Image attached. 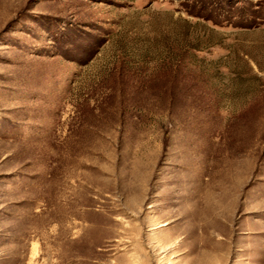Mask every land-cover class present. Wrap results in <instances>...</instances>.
Here are the masks:
<instances>
[{
  "label": "rangeland",
  "instance_id": "374dc122",
  "mask_svg": "<svg viewBox=\"0 0 264 264\" xmlns=\"http://www.w3.org/2000/svg\"><path fill=\"white\" fill-rule=\"evenodd\" d=\"M0 264H264V0H0Z\"/></svg>",
  "mask_w": 264,
  "mask_h": 264
}]
</instances>
